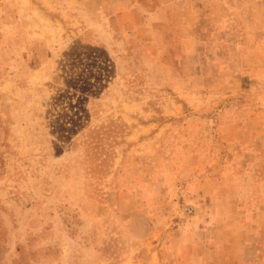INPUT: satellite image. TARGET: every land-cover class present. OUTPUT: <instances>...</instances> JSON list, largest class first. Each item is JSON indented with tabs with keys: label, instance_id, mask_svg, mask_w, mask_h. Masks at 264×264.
<instances>
[{
	"label": "rangeland",
	"instance_id": "obj_1",
	"mask_svg": "<svg viewBox=\"0 0 264 264\" xmlns=\"http://www.w3.org/2000/svg\"><path fill=\"white\" fill-rule=\"evenodd\" d=\"M247 109L264 0H0V264H264ZM230 185L237 245L188 251Z\"/></svg>",
	"mask_w": 264,
	"mask_h": 264
},
{
	"label": "crops",
	"instance_id": "obj_2",
	"mask_svg": "<svg viewBox=\"0 0 264 264\" xmlns=\"http://www.w3.org/2000/svg\"><path fill=\"white\" fill-rule=\"evenodd\" d=\"M249 113V118L243 123L241 122V126H244L246 131L248 133H251V145H254L258 140L263 144L264 146V135L263 136H253L252 131L253 130H261V132L264 134V109H257L255 111H251L247 109V114ZM248 117V116H247ZM263 120V121H261ZM235 121V120H232ZM231 121V122H232ZM241 121V120H240ZM238 122H236V125ZM253 147V146H252ZM251 153L255 152L254 149L250 150ZM203 181H206V179H202ZM201 180V181H202ZM227 185V184H225ZM223 185V186H225ZM223 186H220L223 188ZM220 190H217L216 198L208 201L207 199L204 200L203 205L199 206L201 209V215L197 217V220H201V231L206 234L207 239L204 240L205 243V249L204 247H200L197 250H192L191 248L188 251H233V248L237 245L236 240L229 239V242L225 246L224 241L225 236H228L229 234L232 235L235 232L237 233L236 229L234 228V223L236 222V209L234 206H237L236 200L237 194H234V187L231 185L228 187L227 191H224L223 193H220ZM204 194H206L205 191H203ZM219 192V193H218ZM218 196V197H217ZM199 204H201L199 202ZM215 207L219 208V210H216ZM223 208H228V210H225L224 212L221 210ZM222 211V212H221ZM196 221V220H195ZM230 224L231 226L228 228H223V225ZM225 234V235H224ZM163 245H161L159 248H157L155 251H170L171 247L169 246V238H165ZM194 246L196 244L193 243ZM202 245V244H201ZM213 245V246H211ZM200 246V245H199ZM209 246V247H208ZM177 251H180L177 250ZM184 251H186L184 249Z\"/></svg>",
	"mask_w": 264,
	"mask_h": 264
}]
</instances>
